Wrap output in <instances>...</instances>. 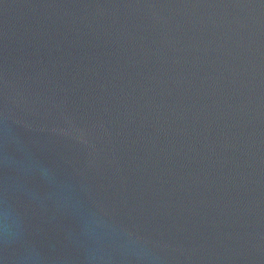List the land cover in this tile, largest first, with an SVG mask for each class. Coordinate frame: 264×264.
Listing matches in <instances>:
<instances>
[{"label":"water","instance_id":"1","mask_svg":"<svg viewBox=\"0 0 264 264\" xmlns=\"http://www.w3.org/2000/svg\"><path fill=\"white\" fill-rule=\"evenodd\" d=\"M0 264H264V0H0Z\"/></svg>","mask_w":264,"mask_h":264}]
</instances>
